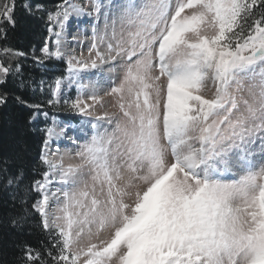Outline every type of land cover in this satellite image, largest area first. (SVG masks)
<instances>
[{
  "label": "snow or ice",
  "instance_id": "obj_1",
  "mask_svg": "<svg viewBox=\"0 0 264 264\" xmlns=\"http://www.w3.org/2000/svg\"><path fill=\"white\" fill-rule=\"evenodd\" d=\"M31 21L48 33L33 60L66 65L37 86L45 102L7 43ZM0 117L18 133L0 156L7 226L35 213L47 238L17 243L16 264H264V0H0ZM30 133L43 170L27 181Z\"/></svg>",
  "mask_w": 264,
  "mask_h": 264
},
{
  "label": "trees",
  "instance_id": "obj_2",
  "mask_svg": "<svg viewBox=\"0 0 264 264\" xmlns=\"http://www.w3.org/2000/svg\"><path fill=\"white\" fill-rule=\"evenodd\" d=\"M48 8L53 9L59 0H43ZM48 36L46 26L43 22L31 21L29 24L14 33L9 34L8 45L13 48H18L28 54L27 59L23 62V71L26 78H30L35 82L33 87L36 91L29 90L27 96L32 102H45L47 96L37 87L41 80L46 83L54 77L64 73L66 75V65L64 61L55 58L45 60L43 65H40L33 60V51L36 56L42 55L40 49L44 46L46 37ZM58 114L52 111L50 115ZM22 113L19 109L13 113L14 117H20ZM18 133L16 128L9 124L3 117H0V156L11 155L17 150ZM25 143L28 148V177L27 181L33 178L40 179L42 168L33 171L35 162L38 160L40 140L39 135L30 133L25 137ZM38 194H32V200L38 199ZM31 202V201H30ZM16 209L12 201L3 192L0 191V264H16L17 258L20 255L19 250L15 245L17 243L27 242L34 247H41V241H46L45 234L38 227L39 215L33 214L30 221V227L26 228L23 233L11 230L7 226V218L14 214Z\"/></svg>",
  "mask_w": 264,
  "mask_h": 264
},
{
  "label": "rangeland",
  "instance_id": "obj_3",
  "mask_svg": "<svg viewBox=\"0 0 264 264\" xmlns=\"http://www.w3.org/2000/svg\"><path fill=\"white\" fill-rule=\"evenodd\" d=\"M70 31H71V35L67 37L68 43L70 44V48L68 50L72 51L76 55H80L81 53H83V55L86 57L88 55V47L91 42V34H90V31H87V25L80 24L78 22H73L71 25ZM66 75H67V72H66ZM85 83H87V81H85ZM69 94L72 95L73 97L76 95L75 87H72L69 89ZM112 102H113L112 98L107 97V96L103 97V103L105 107L97 108V113L99 114L105 111L111 113L115 111V109L111 106ZM56 112L58 114H54V115L59 120L67 121L68 119L67 113H64L62 111H56ZM81 119L82 118L80 117H75V118H72L70 122L79 128ZM89 128H90L89 125H85L83 132H87ZM83 132L78 133V134L82 135ZM75 147L76 146L74 144L68 141H65L62 143L60 151L61 152L74 151ZM65 162L68 163L69 161L66 159ZM71 162L75 163L76 161L73 160ZM58 187L60 186L55 185L52 190L56 191Z\"/></svg>",
  "mask_w": 264,
  "mask_h": 264
}]
</instances>
